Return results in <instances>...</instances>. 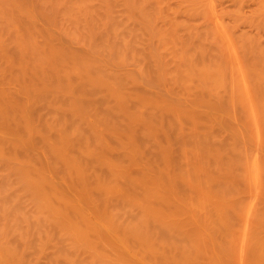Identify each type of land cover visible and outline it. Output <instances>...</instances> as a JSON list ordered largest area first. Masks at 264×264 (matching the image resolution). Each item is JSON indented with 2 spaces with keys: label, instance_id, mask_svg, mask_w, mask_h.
<instances>
[{
  "label": "bare ground",
  "instance_id": "1",
  "mask_svg": "<svg viewBox=\"0 0 264 264\" xmlns=\"http://www.w3.org/2000/svg\"><path fill=\"white\" fill-rule=\"evenodd\" d=\"M218 1L0 0V264H264V42Z\"/></svg>",
  "mask_w": 264,
  "mask_h": 264
},
{
  "label": "rangeland",
  "instance_id": "2",
  "mask_svg": "<svg viewBox=\"0 0 264 264\" xmlns=\"http://www.w3.org/2000/svg\"><path fill=\"white\" fill-rule=\"evenodd\" d=\"M218 1V0H217ZM169 4H171L170 6L173 8V6H174V4H175V2H176V0H169ZM177 3H178V1H177ZM176 3V4H177ZM180 3V2H179ZM179 3H178V5H179ZM175 4V5H176ZM216 9L214 10V11H212V10H210V12H209V15H210V17H208V18H206L205 19V17L203 16V15H200V13L198 14V15H200V16H196V17H194L195 19L193 20V21H195V24L197 23L199 26V28L200 27H203V25L206 23V21H208V20H210V19H215V18H217L219 15H223L224 17H225V19H226V21L228 20L229 21V19L230 20H232V19H234L233 17H232V19L230 18V16H232L231 14H232V11L234 12L235 10H233L234 9V7H237V5L238 4H235L234 2H233V0H219L218 2H216ZM243 4H245L244 5V7H242L243 8V13H242V15L243 16H245V18L246 19H243V21H240V22H238L239 24H238V26L236 27V30H238L239 28L240 29H245V30H249V31H251L252 33H258V34H260L261 36V38H263L262 40H263V42H264V27H259L258 28V26L256 27V25H254V24H252V23H249V21H248V19L247 18H249V17H251V15H254L253 13H254V11H255V9H256V2L255 1H253V0H246V3H244L243 2ZM175 7V6H174ZM235 9H237V8H235ZM239 9H241V8H239ZM242 11V10H241ZM231 13V14H230ZM178 14H180L182 17H183V13H180V12H178ZM183 14V15H182ZM194 15V14H193ZM186 16V15H185ZM184 16V17H185ZM187 16L188 17H190V15H188L187 14ZM179 17V16H178ZM192 17V16H191ZM190 17V18H191ZM187 18V17H186ZM190 18H189V21H190ZM193 18V17H192ZM191 18V19H192ZM231 22H233V21H231ZM194 24V25H195ZM202 25V26H201ZM206 25V24H205ZM204 25V26H205ZM197 28V27H196ZM258 28V29H257ZM198 29V28H197ZM240 31V30H239Z\"/></svg>",
  "mask_w": 264,
  "mask_h": 264
}]
</instances>
